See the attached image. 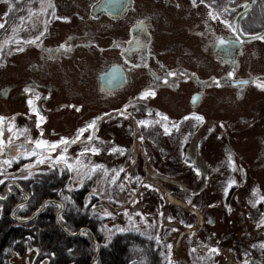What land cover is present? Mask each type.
Segmentation results:
<instances>
[{
  "label": "flooded vegetation",
  "instance_id": "obj_1",
  "mask_svg": "<svg viewBox=\"0 0 264 264\" xmlns=\"http://www.w3.org/2000/svg\"><path fill=\"white\" fill-rule=\"evenodd\" d=\"M250 2L0 0V62L22 59L19 87L8 82L1 96L20 103L3 110L5 139L32 147L9 158L31 151L36 159H62L90 144L101 150L122 137L139 140L154 99L180 91L185 110L178 119L171 111L167 122L180 127L185 142L231 143L235 124L246 119L239 103L264 95V0ZM60 89L65 100L54 97ZM207 102L238 115L216 118ZM262 104L264 97L251 108V126L262 122ZM37 141L47 142L43 152L33 148Z\"/></svg>",
  "mask_w": 264,
  "mask_h": 264
},
{
  "label": "rangeland",
  "instance_id": "obj_2",
  "mask_svg": "<svg viewBox=\"0 0 264 264\" xmlns=\"http://www.w3.org/2000/svg\"><path fill=\"white\" fill-rule=\"evenodd\" d=\"M262 9L264 11L263 5ZM256 13L259 16L263 14L259 9ZM3 39L4 37L1 38ZM20 61L22 59L18 60L16 57L10 64L2 66L0 62V89L11 81H18L15 82V87H19L20 67L17 65ZM4 69H7V72ZM54 97L59 100L67 98L62 89L54 94ZM262 97H264L262 94H251L243 103H239L246 119L235 124V133L230 145L238 156L243 158L219 153L223 146L219 142L222 141L218 143L208 141L207 144H202L205 150L203 157L212 164H206L198 155L199 147L196 150L195 143L187 144L185 139L180 137L181 130L171 129V134H167L162 129L168 124V116H173L170 114L171 111L176 114L173 117L178 119L179 114L185 110L186 100L183 91L170 94V97L158 95L150 111L152 116L144 120L148 127L143 126L145 137L133 141L132 144L124 141L122 137L119 138V143L106 145L104 158L118 160L113 159L103 166L109 172L101 171L97 177L95 176L92 187L100 189L103 175L110 177L109 180L116 184L106 191L102 199L104 206L100 207V213L110 218L108 223L121 225L122 229L132 228L131 223H135L136 229L140 228L143 231L156 229L161 240L168 237L171 241L170 252L174 264H264V254L257 252L258 243L255 242L258 238L264 240V104L262 122L254 126L249 123L251 108L253 110L257 108ZM8 102L20 106L18 101L11 98L0 99V111L10 108ZM207 106L214 110V113L209 114L216 118H235L238 115L227 113V109L221 112L214 107L213 102L210 105L207 102ZM69 115L65 113V117ZM58 116L59 114L54 118ZM126 126L124 124V129ZM185 127L190 129L189 125ZM131 130L135 135L133 129ZM223 131H229V128L224 127ZM11 140L3 139L0 153L4 157L16 153L17 147H13L11 152H5V146ZM186 147L190 148L194 159L197 154L201 161L197 163L198 166L184 164L191 163L188 159H181ZM66 153L77 154L79 151L72 150ZM56 158L59 167L62 163L66 166L72 164L71 168L68 167L74 171L71 183L78 185V176L83 171L87 172L84 166H80L81 161L68 157L60 162V156H55L54 159ZM40 161H43L42 164L36 163L38 168L36 164L30 166L21 177L36 176L45 172L40 169H51L50 162H45L44 159ZM177 164L180 166L179 169L175 167ZM126 168H130L129 175ZM195 169L201 172L196 174ZM58 172L61 173L60 170ZM140 174L143 177L132 178V175ZM205 176L208 177L206 183L203 178ZM1 178L2 176L0 180ZM216 181L217 184L214 186ZM105 184L110 186L111 183ZM138 184L141 190L138 191L140 194L136 200L135 187ZM233 184L235 187L227 192L226 186ZM65 185L67 188L70 187L68 181ZM0 189H3V183H0ZM198 238L202 240L200 243L197 241ZM213 249L216 251H212ZM26 253L21 259L13 256V264H30L34 252L31 253L30 260L26 258Z\"/></svg>",
  "mask_w": 264,
  "mask_h": 264
},
{
  "label": "trees",
  "instance_id": "obj_3",
  "mask_svg": "<svg viewBox=\"0 0 264 264\" xmlns=\"http://www.w3.org/2000/svg\"><path fill=\"white\" fill-rule=\"evenodd\" d=\"M183 136L184 134L180 137ZM33 153L26 151L15 155L7 160L10 161L7 164L3 161L6 157L0 158V161L4 162L0 163V175L4 174L6 169L12 168L21 158L36 160ZM96 160L97 158L94 160L91 157L89 162L95 164ZM50 163L51 169H44L42 171L45 172L36 176L22 178L18 183L20 189H13L9 196L0 200V264H10L12 252L32 247L37 251L33 264H42L44 261L47 264H170L171 241L168 237L160 240L156 229L143 231L136 229V225L132 227L135 230H119L122 229L120 225L108 228V220L99 209L104 206L102 199L106 191L116 183L109 180L107 175H103L100 189H93L92 185L95 176L101 171L109 170H103L102 167L91 169L89 163H85L87 172H81L78 185H73L72 169L65 163L60 167L57 161ZM175 167L180 168L178 164ZM67 181L69 188L65 185ZM106 182L111 183L110 186H107ZM216 184L217 181L214 186ZM135 188L141 189L138 185ZM229 189L231 187L226 186L227 192ZM2 194L4 195L3 189H0V195L3 196ZM53 200H56L57 204ZM43 201L46 203L43 209L33 219L22 223L21 221L39 209ZM58 208L61 211L57 218ZM58 220L60 224L57 223ZM81 227H86L87 231L77 234ZM104 232H108L107 239L103 238ZM259 239L255 242L258 243L259 250L264 252V240ZM97 247L99 251L96 254Z\"/></svg>",
  "mask_w": 264,
  "mask_h": 264
},
{
  "label": "snow or ice",
  "instance_id": "obj_4",
  "mask_svg": "<svg viewBox=\"0 0 264 264\" xmlns=\"http://www.w3.org/2000/svg\"><path fill=\"white\" fill-rule=\"evenodd\" d=\"M211 15V14H210ZM3 27V25L2 24H0V28H2ZM38 39V38H37ZM32 43H34V41L32 42ZM21 51L23 50V49H20ZM171 75V74H170ZM145 95H148V93H145ZM166 119V118H165ZM197 119H200L199 117H197ZM94 123L95 122H92V124L91 125H89V127H92L93 125H94ZM141 124H144V123H146V122H144V121H141L140 122ZM37 127H39V123L37 124ZM166 131H167V129H165ZM81 133L84 131L83 129H81V130H79ZM89 139H91V137H89ZM72 143H74L75 141H71ZM64 143H68V141H66V140H64L63 138H62V140L60 141V144H64ZM47 144V142L46 141H37L36 142V147L37 148H40L42 145H46ZM59 145H57V144H53V145H51V148L52 149H55L56 147H58ZM3 148V141L2 140H0V149H2ZM95 151V150H94ZM34 154V153H33ZM41 163L43 162V161H40ZM5 163H10V161H5ZM70 168H71V166H69ZM0 183H4V181L3 180H0ZM0 199H2V197H0ZM212 251H216L215 249H213Z\"/></svg>",
  "mask_w": 264,
  "mask_h": 264
},
{
  "label": "water",
  "instance_id": "obj_5",
  "mask_svg": "<svg viewBox=\"0 0 264 264\" xmlns=\"http://www.w3.org/2000/svg\"><path fill=\"white\" fill-rule=\"evenodd\" d=\"M43 204H44V203H42L41 208H42ZM37 212H38V211H37ZM37 212H36V213H37ZM36 213H34V214L32 215V217L35 216ZM57 223H58V222H57ZM80 230H81V229H79V230L77 231V234L80 232ZM69 235H71V234H69ZM95 243H96V242H95ZM96 244H97V243H96Z\"/></svg>",
  "mask_w": 264,
  "mask_h": 264
},
{
  "label": "bare ground",
  "instance_id": "obj_6",
  "mask_svg": "<svg viewBox=\"0 0 264 264\" xmlns=\"http://www.w3.org/2000/svg\"><path fill=\"white\" fill-rule=\"evenodd\" d=\"M254 0H251V2H250V4L253 2ZM252 38H254V37H252ZM251 39V38H250Z\"/></svg>",
  "mask_w": 264,
  "mask_h": 264
}]
</instances>
